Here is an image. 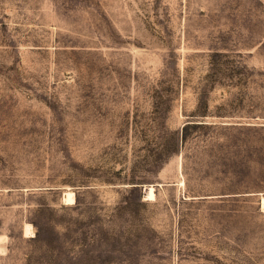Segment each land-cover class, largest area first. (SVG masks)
I'll return each instance as SVG.
<instances>
[{
  "label": "rangeland",
  "instance_id": "rangeland-1",
  "mask_svg": "<svg viewBox=\"0 0 264 264\" xmlns=\"http://www.w3.org/2000/svg\"><path fill=\"white\" fill-rule=\"evenodd\" d=\"M263 196L264 0H0V264H264Z\"/></svg>",
  "mask_w": 264,
  "mask_h": 264
},
{
  "label": "bare ground",
  "instance_id": "bare-ground-1",
  "mask_svg": "<svg viewBox=\"0 0 264 264\" xmlns=\"http://www.w3.org/2000/svg\"><path fill=\"white\" fill-rule=\"evenodd\" d=\"M149 197L151 199L156 198V189L154 186H151L150 192H149ZM65 201L67 204H72L75 203L76 201V196L75 193L72 190H69L65 193ZM262 207L264 208V196L262 197ZM33 226L31 223H26L25 225V233H33Z\"/></svg>",
  "mask_w": 264,
  "mask_h": 264
}]
</instances>
